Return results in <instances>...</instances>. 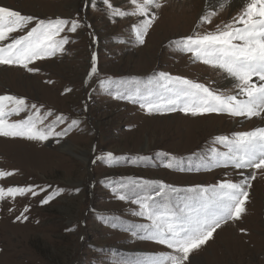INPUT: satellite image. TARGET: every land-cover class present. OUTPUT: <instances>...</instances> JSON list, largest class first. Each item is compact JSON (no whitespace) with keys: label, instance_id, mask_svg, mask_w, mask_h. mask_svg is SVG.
<instances>
[{"label":"rangeland","instance_id":"obj_1","mask_svg":"<svg viewBox=\"0 0 264 264\" xmlns=\"http://www.w3.org/2000/svg\"><path fill=\"white\" fill-rule=\"evenodd\" d=\"M6 1L0 6L22 15L79 18L85 26L68 34L71 42L63 54L30 65L38 67L39 72L0 65V95L24 97L29 104L43 105L42 111L53 112L49 120L63 114L67 119L57 131L72 119L80 121L66 136L43 142L0 137V171L13 173L0 177V187L38 185L48 188V192L63 189L45 205L40 201L47 193L0 201V264H134L169 252L166 246L139 240L122 230L123 226L147 221L134 216L138 206L118 200L110 184L132 178L162 181L186 190L225 179L238 182L241 171L245 176L251 174L253 170L231 168L196 170V165L211 148L224 150L213 143L216 136L264 127V119L227 114L193 117L181 112L148 115L138 104L113 99L98 83L108 77L115 81H147L159 72H167L219 92L235 93L233 79L194 60L190 53L177 51L171 42L229 23L242 11L244 0L223 9L210 7L204 0H161L162 7L152 10L158 19L143 45L132 38L130 25L135 18L117 17L112 22L102 0H96L95 9L90 4L85 7L84 0ZM111 2L130 10L125 0ZM173 8L176 17L181 9L185 15L173 19ZM212 10L217 12L212 22L200 25L199 17ZM93 52L97 54L98 75L86 85ZM106 152H112L119 162L111 167L103 161L92 162ZM165 153L167 157L162 155ZM172 157L182 160L183 171L162 166ZM256 173L246 211L239 220L222 225L211 240L193 252L191 264H264V170ZM25 206L27 220L21 217L17 221ZM105 217L112 222L105 223Z\"/></svg>","mask_w":264,"mask_h":264},{"label":"snow or ice","instance_id":"obj_2","mask_svg":"<svg viewBox=\"0 0 264 264\" xmlns=\"http://www.w3.org/2000/svg\"><path fill=\"white\" fill-rule=\"evenodd\" d=\"M102 3L112 22L117 17L135 18L130 31L138 45L145 43L150 28L158 19L152 10L162 7L161 0H125L130 4V10L114 6L111 0H102ZM230 3L231 0H220L218 7L223 9ZM89 4L96 8V0H84L85 7ZM216 15V10L206 12L199 17V24H210ZM84 26L79 18L41 19L0 6V65L17 66L29 73L39 72L38 67L30 65L63 54L65 46L71 42L68 34H75ZM92 42H96L95 35ZM171 43L177 51L190 53L194 60L232 78L235 93L219 92L167 72H159L147 81L139 78L115 81L108 77L98 81L100 87L113 99L138 104L148 115L181 112L193 117L227 114L233 118L264 119V0H244L242 11L229 23L217 25L213 31L181 37ZM97 75V54L93 52L84 83L87 85ZM43 108V105L29 104L24 97L0 95V137L43 142L52 137L66 136L70 129L80 123L78 119H72L67 127L57 131V126L64 124L67 117L59 114L49 120L53 112L42 111ZM21 113L27 115L22 119H11ZM213 143L224 150L211 148L209 155L199 159L196 170L231 168L253 170L251 174L245 176L241 171L242 179L238 182L225 179L212 186H196L186 190L162 181L132 178L110 184L113 195L120 201L138 206V210L132 214L147 221L123 226L122 230L130 231L139 240L154 242L171 250L137 260L134 264H191L190 255L193 252L211 240L222 225L239 220L246 211L251 181L256 178V170H264V127L219 135ZM162 155L168 156L166 153ZM97 160L109 167L119 162L112 152L103 153L92 162L96 163ZM162 166L184 170L182 160L175 157ZM11 175L12 172L0 171V177ZM75 191L79 192V188ZM61 192L63 189L48 192V188L38 185L0 187V201L6 197L14 199L28 194L36 197L47 193L40 201L41 205H45ZM27 211L28 207L25 206L16 220H21V217L27 220L28 217L24 215ZM104 222L112 221L105 217ZM112 226L116 227V224L112 223Z\"/></svg>","mask_w":264,"mask_h":264},{"label":"bare ground","instance_id":"obj_3","mask_svg":"<svg viewBox=\"0 0 264 264\" xmlns=\"http://www.w3.org/2000/svg\"><path fill=\"white\" fill-rule=\"evenodd\" d=\"M239 0H231V3L229 4V5H227V7L229 8V6H231V5H233V6H235V5H237L236 4V2H238ZM174 2H178L177 0L176 1H174ZM206 2V4L207 5H209L210 7L212 6H214V5H219V3H220V0H204V3ZM0 4H7V1L6 0H0ZM204 5V4H203ZM232 7V6H231ZM175 9H177L176 7H175ZM174 8L171 10L172 11V13H173V16L171 15V17L173 18V19H176V20H179V16H183V15H185V11H181V10H183V9H181L180 11H179V15L176 17V11L177 10H175ZM210 9V8H209ZM166 10V9H165ZM204 11V10H203ZM168 12H170V10L169 11H167V13ZM166 13V12H165ZM166 17H164V19H165ZM172 20V19H171ZM2 69H4V68H2ZM8 70V69H7ZM4 72V71H3ZM2 72V73H3ZM232 79V78H231ZM227 82V81H226ZM233 82V81H232ZM230 87V86H229ZM257 120V119H256ZM63 147H65V146H63Z\"/></svg>","mask_w":264,"mask_h":264}]
</instances>
